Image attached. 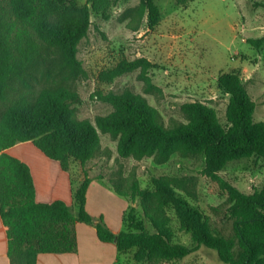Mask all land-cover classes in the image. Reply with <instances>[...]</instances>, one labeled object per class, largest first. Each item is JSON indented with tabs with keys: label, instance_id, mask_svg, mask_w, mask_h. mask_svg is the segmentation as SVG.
<instances>
[{
	"label": "trees",
	"instance_id": "1",
	"mask_svg": "<svg viewBox=\"0 0 264 264\" xmlns=\"http://www.w3.org/2000/svg\"><path fill=\"white\" fill-rule=\"evenodd\" d=\"M91 3L90 8L79 0H0V103L6 106L0 114V219L7 232L10 264H37L40 254L76 252L78 222L95 226L100 241L116 243L120 254L135 250L139 263L179 261L205 246L216 250L226 264H264V187L247 195L220 176L231 162L264 158V122L255 120L257 104L240 74L225 73L218 79L219 88L230 96L226 125L213 107L193 102L182 105L186 122L167 126L157 108L129 89L97 93L113 111L97 116L95 122L79 119L76 107L82 100L74 86L86 76L78 59L79 45L88 36L92 11L110 18V0ZM129 12L136 22L134 30L146 15L150 27L161 21L156 0H142ZM249 43L261 47L264 37ZM42 64L47 65L43 73L47 84L37 92L32 79H37L35 72ZM150 66L143 59L122 60L102 72L99 81L113 84L141 69L140 77L150 92ZM101 134L117 142L121 158H154L163 164L174 154L203 156L204 173L228 195L234 236L228 238L214 229L209 218L190 202L188 198L195 195L186 181L166 176L153 179L154 190H142L137 182L127 189L123 184L113 186L122 198L141 199L155 229L149 232L132 208L124 214L123 230L115 234L103 217L95 218L86 210L92 182L87 172L81 182L72 178V206L60 200L38 203L31 168L6 152L31 142L69 172L73 164L85 166L100 155ZM169 209L194 246L173 241Z\"/></svg>",
	"mask_w": 264,
	"mask_h": 264
},
{
	"label": "rangeland",
	"instance_id": "2",
	"mask_svg": "<svg viewBox=\"0 0 264 264\" xmlns=\"http://www.w3.org/2000/svg\"><path fill=\"white\" fill-rule=\"evenodd\" d=\"M141 1L110 0L107 20L92 11V25L78 52L86 71V76L78 79L74 86L82 100L76 107L79 119L95 122L97 116L113 111L110 104L99 100L97 93H122L129 89L143 95L157 108L167 126L174 121L186 122L182 105L193 102L213 107L221 123L226 125L230 96L219 88L218 79L222 74L237 72L257 104L255 120L264 122V44L254 47L249 43L264 37V0H156L161 11L159 24L150 27L146 15L139 29L134 30L136 22L132 21L129 11L136 9ZM79 3L90 8L93 5L91 0H79ZM139 59L151 65L147 71L152 86L150 92L146 91V82L140 77L141 69L117 78L113 84L99 81L102 72L116 67L122 60ZM46 66L42 64L35 72L37 79H32L37 92L47 84L43 77ZM5 108L0 103V114ZM101 141L102 150L97 158L85 166L72 165L69 172L76 182L83 181L86 172L92 182L103 181L110 188L123 184V189H127L137 182L142 190H154V178L166 176L184 180L195 195L188 199L209 218L212 227L228 238L234 236L228 195L217 181L204 173L203 156L174 154L168 162L158 164L154 158L119 157L117 142L109 135L101 134ZM220 176L242 193L253 194L264 187V158L231 162ZM123 199L128 205L125 213L135 208L136 216L154 233L141 199ZM94 207L107 211L116 208L107 197L98 200ZM113 214L116 215L115 211ZM167 215L171 218L173 241L194 246L190 234L180 229L175 212L169 209ZM134 256L135 250L123 254L119 264H148L137 262ZM159 264L226 263L216 250L201 246L182 260Z\"/></svg>",
	"mask_w": 264,
	"mask_h": 264
},
{
	"label": "crops",
	"instance_id": "3",
	"mask_svg": "<svg viewBox=\"0 0 264 264\" xmlns=\"http://www.w3.org/2000/svg\"><path fill=\"white\" fill-rule=\"evenodd\" d=\"M262 122V121H261ZM29 165L34 178L36 201L52 203L63 201L72 206V175L61 168L58 161L48 158L31 142L20 143L6 151ZM107 197L116 208H97L98 200ZM128 205L103 181H93L87 192V212L95 218L103 217L115 234L123 230V217ZM113 210V211H112ZM115 211L116 215L113 214ZM112 215V216H111ZM78 249L73 253L40 254L37 264H119L120 254L116 243H106L98 238L96 227L83 222L76 224ZM0 264H10L8 257V237L0 219Z\"/></svg>",
	"mask_w": 264,
	"mask_h": 264
}]
</instances>
